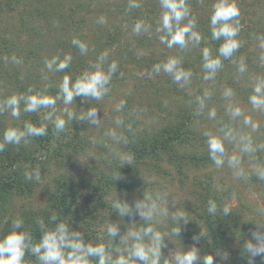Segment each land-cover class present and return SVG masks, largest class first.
I'll use <instances>...</instances> for the list:
<instances>
[{
    "label": "rangeland",
    "instance_id": "374dc122",
    "mask_svg": "<svg viewBox=\"0 0 264 264\" xmlns=\"http://www.w3.org/2000/svg\"><path fill=\"white\" fill-rule=\"evenodd\" d=\"M217 2L218 0H186L190 9L188 18L198 20L192 31L197 32L201 40L199 43L195 40L187 41L186 36L187 44L184 48L179 45L169 48L166 43H161L160 37L164 33L157 32V28L160 26L164 9L161 7L160 0H66L65 9L61 11L62 6L59 13L62 14L64 22L56 23L60 22L58 20L52 23L56 29L52 39L59 40L61 37H66V33L73 35L74 30L69 28L68 24L70 14L75 11L74 17L77 21L81 20L82 31L88 40H92L93 35L98 36V42L95 44L97 46L95 48L98 49L106 37L112 34L114 28L120 29L122 30L121 45L115 44L112 50L102 48L101 53H106L107 56L112 53L111 56L126 55V57L132 54L148 59L152 65L149 72L141 67L142 73L139 77L130 78L126 81L127 83L117 84L98 102H93L89 97L86 101L75 99L70 105H65L61 100L57 101L60 105L56 108V117H67L65 112L67 108L74 114L73 119L80 120L81 115L86 114L90 108H95L100 120L97 125H90L87 122V135L90 136L92 143L90 154L71 160L70 172L66 169H58L53 159L45 176L49 174L57 176L59 173H65L69 177L75 174H88L87 167L93 163L92 157L95 156L101 144L105 143L107 147H112V153L122 157L123 161L118 162L119 165L125 162L131 163L128 157L122 154L121 141L124 137L121 129L117 128L118 124L116 125L117 121L122 120V114L120 110H116V106L121 102L124 105L126 101L130 102L131 115L138 114L140 129L146 131L161 128L165 124L163 119L170 120L179 110L192 114L191 128L198 134V138L201 136L207 138L203 141H195L193 144H184L180 151L182 154L197 152L210 156L207 144L208 134L219 138L225 148V162L219 168L211 160L206 167L185 166L184 175H180L178 169L164 159L160 162L163 169L160 174L142 168L139 172L121 176L122 181L129 180L132 184L116 186L108 190L107 195L101 200L102 206L98 208L100 221L94 222V230L97 232L93 237L84 239L85 243L90 242L93 246L103 244L113 246V249L119 248L120 252L112 256L114 260L121 254L127 255L125 248L134 243L132 239H126V243H123L122 238H126L130 231H139L149 225L164 236L163 244L166 247L162 249L163 257H169L171 260L172 253L175 251H188L195 244L193 239L186 237L187 233L189 236L188 231L199 226L201 233H205L200 215L204 214L208 207L205 201L206 196H204L207 193L205 190L207 182L211 183L210 188L217 200L219 199L214 201L212 197L210 200L216 203L217 209L223 210L224 207L230 209L228 215H224L223 211L221 214L227 219L236 218L235 225L239 226V234H243L241 236L243 241L251 238V232L256 229L257 222L264 224V215H261V210H264V185L260 183L257 175L258 170H264V106L256 108L250 100L256 94L254 91L256 86L264 87V47H262L264 45V0H235L240 9V16L236 18L240 21V31L235 39L239 41L240 47L233 52L230 61L223 68L206 69L199 58L203 57L205 48L210 52V59L220 60L222 57L219 48L224 43V38L213 40L210 24L213 5ZM134 3L140 6L130 7ZM32 4L33 0L15 4L16 8L12 6L11 12L5 10L4 6L0 9V72L1 66L4 67L12 58H16L18 53L21 57L15 61L14 65L21 71L31 68L29 61L22 60V54L24 50H27L28 32L33 30L27 28L29 26L25 23L27 16L24 14V20L22 14L24 9H30ZM133 15L139 18L134 21ZM185 20L181 23L182 27L186 25ZM140 21L149 28L147 31L141 30L136 33L133 29L136 22ZM34 24L36 27L40 25L45 27L40 18H37ZM36 30L40 34V30ZM11 39L18 44V51L8 55L7 53L13 49L8 43ZM9 48L11 49L8 50ZM51 53L53 52L49 54ZM171 58L178 59L179 67L191 73L187 80L176 81L172 74L163 70L158 74L153 71L152 68L157 65L155 61H160L158 64H164ZM183 58H188V61L183 63ZM241 64L244 66V71H240ZM133 66L134 64L130 67ZM51 70L52 68L49 69L46 64L40 69L39 86L44 88L49 86L52 84V79H56L54 81L57 87L61 86L62 82L59 79L62 77L59 78L57 73ZM206 76L208 79H205ZM167 80H170V83H167ZM12 88V84L7 87L0 85V115L5 116L8 126L14 127L22 124L21 109L19 118H15L11 115V110L3 106ZM156 96L161 103L158 109L149 107L146 102L151 98L155 99ZM236 108L240 109L241 115L234 117L232 112ZM213 112L214 116L211 115ZM246 118L251 121V124L244 123ZM252 124L257 125L255 130ZM248 142L251 143L253 151L242 152L243 145ZM233 155L240 159L236 168L229 167L227 162ZM241 172L244 174L243 177L238 175ZM43 176L41 175V178ZM254 178L255 181H253ZM42 181L40 186L37 185L34 188L32 195L15 200L16 211L30 207L33 211H38L46 206L44 188L51 181ZM74 181L75 184L78 182ZM200 183L203 185L201 186ZM145 196H151L152 200H145ZM117 201L128 203L132 206V211L125 216L120 215L113 207ZM138 202L147 205L144 208L145 212L152 211L151 220H144L140 211L134 207ZM153 202H155L154 209ZM181 213L188 220L187 223L183 219L173 220L174 215L178 216ZM8 218L9 215L2 220V227L8 223ZM110 225H116L118 228L115 237L108 234ZM7 226L12 228L11 223ZM179 227L180 235L174 234V230H178ZM81 229L84 236H89L84 226ZM236 240L238 239L232 241L227 255H223L226 263L233 256L230 254L231 251H235L239 245ZM144 242L148 243L147 237ZM195 246L199 248L201 256L206 255L204 248L197 244ZM161 264H163V258Z\"/></svg>",
    "mask_w": 264,
    "mask_h": 264
},
{
    "label": "trees",
    "instance_id": "16d2710c",
    "mask_svg": "<svg viewBox=\"0 0 264 264\" xmlns=\"http://www.w3.org/2000/svg\"><path fill=\"white\" fill-rule=\"evenodd\" d=\"M24 2H28V0H0V9L4 6L5 10L11 12L13 10L12 6L15 7V4ZM65 4L66 0H33L32 7L24 9L22 18L24 19V14L27 16V19H24L25 23L29 24L27 28L33 30V32H28L27 50H24L22 60L29 61L31 68L21 71L14 65L15 61L21 57L20 53L16 54V58H12L4 67L1 66L0 85L4 87L13 85L11 94H8L9 98L14 95L18 97L21 95H39L55 98L60 94V87L55 85L57 84L56 79H52V84L45 88L38 84L40 69L44 68L46 62L51 61L54 57L59 58L57 63L67 55L72 57L66 69L56 71V66L53 65L51 70L56 72L59 78L62 77V79H59L61 82H63L65 76H68L72 83L85 72L95 71V66L98 63L103 71L107 73L109 66L115 62L117 70L111 75V79L106 86L108 91L117 84L127 83L126 81L130 78L139 77L142 73L141 67L147 70L146 72L150 71L151 61L132 54L126 57V55L111 56V53L108 56L106 55L101 62L100 57L104 54L101 53L102 48L112 50L115 48V44L121 45L122 30L114 28L112 34H109V37H106L101 43L100 49L95 48L97 47L95 44L98 42V36L93 35V39L88 40V37L82 31L81 20L77 21L74 17L75 11L70 14L68 24V27L74 30L73 35L66 33V37H61L59 40L52 39L56 32L52 23L58 20L60 22L56 23L61 24L64 22L62 14L59 13L65 9ZM62 6L63 8L60 11ZM140 11L142 12L143 9ZM37 18H40L45 27L42 25L40 27L35 26L34 22ZM138 18V16L133 15L134 21ZM188 20L189 18L184 23L187 24ZM195 22L198 23V20ZM61 28L63 29V27ZM36 29L40 30V34ZM73 39L84 43L87 46V51L81 53L80 49L72 44ZM8 43L13 48L12 50H10L11 48L8 49L10 50L7 53L8 55L18 51V44L13 39ZM50 52L53 53L49 54ZM199 58L204 64L206 63L204 57L200 56ZM230 59L231 56L228 58L222 56L220 59L221 65L218 69L223 68ZM187 61L188 58H183V63ZM155 62L158 64L160 61ZM133 64L134 66L130 67ZM135 64L137 65L135 66ZM167 83H170V80H167ZM60 95L61 99H57L56 104L58 100L63 101L62 94ZM87 98L77 96L74 100L86 101ZM89 98L93 102H98V100ZM154 98L146 102L149 107L158 109L161 104L160 100L157 96ZM56 104L54 106L55 111L60 103ZM24 107L25 103L21 100V125L8 126L5 122V116L0 115V143L3 142V135L7 129L19 128L23 130L26 122H30L36 127L46 126L47 132L43 136L28 137L27 143L21 141L19 145L7 144L4 150L0 151V239H3L13 230L7 225L12 224V221L16 219L23 220V228L19 231L29 233L32 237V244L39 243L46 231L54 230L57 224L61 222L67 224L70 231L80 233L83 231L81 227L84 226V230L88 231L89 236L83 235V239L85 237L88 239L97 232L94 230V222L100 221V219L98 220V208L102 206L100 205L101 200L107 195L108 190L112 187L132 184L129 180L122 181V178L118 180L119 174L121 177L122 175L139 172L142 168L160 174L163 171L160 162L166 159L169 164L178 169L180 175H184L185 166L206 167L211 161L210 156L207 154H198L197 152L180 153L184 144H193L195 141H203L207 138L205 136L198 138V134L191 128L192 114L179 110L175 115L173 114L170 120L163 119L165 124L161 128L146 131L140 129L141 123L138 114L132 113L131 115L130 102L126 101L124 107L120 109L122 114L120 122L122 123H116V125L118 124L117 128L121 129L124 137L121 141L122 154L125 157H131L130 164L125 162L123 165H119L118 162L123 161L122 157H117L115 153H112V147H107L105 143L101 144L95 156L92 157L93 163L87 167L89 169L88 174H75L69 177L65 173H59L57 176L51 174L45 176L53 159V161H56L58 169H66L70 172L69 163L71 160L78 156H88L90 154L92 143L90 136L87 135L88 119L69 120L68 117H64L63 119L66 121L65 129L57 133L54 124L56 114L50 120L44 119L49 112L53 111L52 107H41L35 112H24ZM95 161H98V163H95ZM37 167L41 169V175H44L41 181H37L35 178L32 180L26 179L25 173L31 172ZM42 180L51 181L44 188L47 199L46 206L38 211H33L31 207L16 211L15 200L26 195H32L34 188L37 185L40 186ZM74 180L78 182L75 184ZM255 180L254 178L253 181ZM259 181L264 185V180L259 179ZM200 184L203 185V183ZM210 187L211 183L207 182V188H205L207 193L204 194L207 203L212 197L214 201L217 200ZM221 212V209H217L216 214L211 215L207 207L204 214L200 215L205 233H201L199 226H196L188 231L189 236L187 233L186 237L188 239L198 238V242L194 239L193 242L204 248L206 254L214 256V264H248L247 253L243 247L245 241L241 239L243 234H239V226L235 225L236 218L230 217L227 219ZM8 215V223L2 227V220ZM53 216L57 218L55 221L52 220ZM236 238L239 245L235 251H231L230 254L233 256L226 263L223 260V255L228 253L232 241ZM105 247L112 256L116 254L113 246L105 245ZM88 259L89 264H98L97 257H89ZM24 264H41V262L30 251H26ZM137 264H139V261H137ZM255 264H264V257H257Z\"/></svg>",
    "mask_w": 264,
    "mask_h": 264
},
{
    "label": "clouds",
    "instance_id": "9594fccd",
    "mask_svg": "<svg viewBox=\"0 0 264 264\" xmlns=\"http://www.w3.org/2000/svg\"><path fill=\"white\" fill-rule=\"evenodd\" d=\"M162 9H164L160 26L157 28V32H163L164 35L160 37L161 43H166L169 48L174 45H179L184 48L188 40H195L199 43L201 40L200 35L192 31L195 27V18L189 19L188 23L181 26V22L188 19L190 15V9L186 4V0H160ZM138 3L131 4L130 7H139ZM213 14L210 18V24L212 28V39L219 40L224 38V43L219 48V53L225 58L232 56L233 52L240 47V43L235 37L240 31V21L236 19L240 16V9L235 3V0H218L213 5ZM103 23V20H101ZM148 25L144 22H137L134 26L133 31L139 33L141 30L147 31ZM187 36V41H186ZM72 44L77 46L81 53L87 51V46L77 39H73ZM264 47V45H262ZM106 53L100 57L102 62L105 59ZM203 57L206 63L205 68L215 69L221 65L219 59H210V52L207 48L204 49ZM58 57H54L51 61L46 62V66L51 69L53 65L56 66V71H62L66 69L72 57L67 55L59 63ZM180 61L176 58L169 59L164 64H157L154 66L153 71L159 73L163 70L166 73L172 74L176 81L181 79L187 80L191 73L183 70L179 67ZM96 70L93 72H85L80 78L74 83L71 82L70 77L65 76L60 86V94H62L63 103L70 105L73 103L74 98L80 97H91L95 100H100L104 95L107 94L108 88L106 87L111 79V75L116 72L117 64L113 62L109 66V71L105 73L98 63L95 66ZM240 71H244V66L241 64ZM205 79H208L206 76ZM31 91V90H29ZM255 95L250 100L254 107L259 108L264 106V87L258 85L254 89ZM58 94L55 98L48 96L30 95V96H12L3 102V106L11 110V115L15 118L20 116V101L23 100L25 107L24 112H35L41 107H52L53 111L49 112L44 119L50 120L55 114V104L57 99H61V95ZM230 94V93H229ZM123 102L116 106V110L119 111L123 107ZM69 120L74 118V114L65 109ZM215 115V113H211ZM232 115L240 116L241 111L239 108L233 110ZM80 120L88 119L90 125H97L99 123L98 111L95 108H90L86 114L79 117ZM120 123V121H117ZM245 124H251L249 119H245ZM55 131L57 133L64 131L66 121L63 118L56 117ZM257 125L252 124V128L255 130ZM47 132L46 126L36 127L30 122H26L23 130L19 128H9L4 132L3 142L0 143V151L4 150L7 144L19 145L21 141L27 143L28 137L43 136ZM209 138L207 141L208 149L210 152V158L216 165V167L223 166L225 162V148L223 142L211 134H208ZM242 140L244 138H241ZM242 152L250 153L253 151L251 143H245L241 149ZM131 157H128L130 162ZM229 167L236 168L240 159L233 155L227 160ZM130 164V163H129ZM239 176L243 177V173H238ZM258 178L264 180V170H258ZM25 178L28 180L39 181L41 178V169L39 167L33 169L31 172L25 173ZM121 179L120 174L118 180ZM160 199V197H157ZM145 200L151 201V196H145ZM113 207L119 212L120 215L125 216L132 211V206L128 203H121L117 201L113 204ZM140 211V214L144 220H151L153 218L152 211L145 212L144 208L146 204L136 203L134 206ZM153 209L155 208V202L152 204ZM223 214L228 215L230 209L228 207L223 208ZM208 212L211 215H215L217 212V205L214 201L209 200ZM261 215H264V210H261ZM174 221L183 219L185 223L188 220L181 213L178 216L174 215ZM57 218L52 217L55 221ZM23 228V220L16 219L12 221V231L7 234L3 239H0V264H24V257L26 251H30L31 254L35 255L41 264H89V257H97L98 264H161L163 258V264H214V256L212 254H206L201 256L200 250L195 244L184 252L175 251L172 253V259L169 257L162 256V249L166 246L163 244L164 236L159 232L155 231L154 228L149 225L146 228H141L139 231L128 232L126 238H122L121 242L126 243V239H132L134 243L125 248L127 255H119L115 260L112 255L106 249L105 245L98 244L93 246L92 243H85L83 234L76 231H70L69 226L63 222L57 224L54 230L46 231L40 242L32 244V237L29 233L19 231ZM264 224L258 223L256 229L251 232V238L247 239L244 243V251L247 253L248 264H255L257 257H264ZM118 228L116 225H110L108 228V234L111 237L117 235ZM180 227L178 230H174V234L180 235ZM151 233V236H149ZM145 237L148 238V243L144 242ZM194 240L198 238L194 237ZM117 253L120 252L119 248H116ZM218 254V253H217ZM219 255V254H218ZM227 255V254H226Z\"/></svg>",
    "mask_w": 264,
    "mask_h": 264
}]
</instances>
